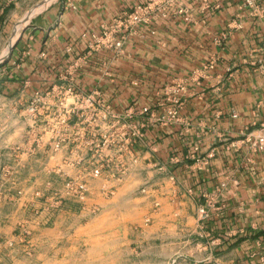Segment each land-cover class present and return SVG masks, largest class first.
<instances>
[{"label": "crops", "instance_id": "obj_1", "mask_svg": "<svg viewBox=\"0 0 264 264\" xmlns=\"http://www.w3.org/2000/svg\"><path fill=\"white\" fill-rule=\"evenodd\" d=\"M41 1L0 0V54L16 41L0 56V195L26 162L51 151L58 127L65 153L81 145L91 154L92 136L110 132V120L94 124L83 107L81 128L77 110L62 125L56 118L60 99L69 110L79 94L91 96L118 115L119 134L100 154L108 164L101 178L117 179L124 166L108 210L155 206L154 220L195 226L208 194L215 207L201 223L203 238L222 252L262 253L264 149L252 141L264 135V0H185L187 13L120 30L118 54L108 33L143 0H49L10 41L8 23ZM177 84L186 89L173 92ZM175 99L182 105L171 119ZM208 153L201 167L192 158Z\"/></svg>", "mask_w": 264, "mask_h": 264}, {"label": "rangeland", "instance_id": "obj_2", "mask_svg": "<svg viewBox=\"0 0 264 264\" xmlns=\"http://www.w3.org/2000/svg\"><path fill=\"white\" fill-rule=\"evenodd\" d=\"M48 1L8 23L10 41ZM56 139L60 148H45L40 163L26 162L19 177L10 180L9 194L0 195V264H264V251L246 257L215 250L216 243L203 238L199 221L162 224L152 215L155 206L108 210L120 177L90 174L99 165V147L92 146L89 155L81 145L65 153L62 127Z\"/></svg>", "mask_w": 264, "mask_h": 264}, {"label": "built area", "instance_id": "obj_3", "mask_svg": "<svg viewBox=\"0 0 264 264\" xmlns=\"http://www.w3.org/2000/svg\"><path fill=\"white\" fill-rule=\"evenodd\" d=\"M6 2H10V0H5ZM248 5H255V0H245ZM203 6H208V0H201ZM189 12L188 7L185 5V0H143L141 3L137 4L131 11L125 12L120 18L117 19L113 30L108 33L109 38L107 42H110L112 47L115 49L116 53H120L122 50L124 35L121 34L120 30L125 29L126 31H130L135 28L139 24H148L154 18L157 17H167L169 14L180 15ZM114 34H120V37H115ZM107 34L104 35V38ZM209 68L213 67V62L208 65ZM186 89L184 84H177L173 89L175 93H181ZM78 99L77 104H74V108L67 110L64 106V100L60 99L57 104V112L56 118L57 121L61 123H65L69 116L70 111L73 109L77 110V118L81 119V107L85 108L91 114V122L97 123V117L101 118L103 121L107 119L110 120L108 122V126H110V132L105 135L99 136L97 133H94L92 136V142L90 145L97 146L101 150V147L107 146L110 142H113V137L118 136L117 128L118 124V115L114 113V111L109 107V105L105 104L99 98H92L91 96H81ZM41 100V96H36L35 103L30 104L28 107V111L32 114L36 112L38 101ZM182 105L181 100L175 99L174 104L167 109V115L171 119H177V114L180 106ZM86 117V116H85ZM80 122V123H81ZM79 124V122L76 121ZM79 127L81 124L78 125ZM82 127V126H81ZM80 127V128H81ZM80 128H77L79 136L81 135ZM96 128V127H95ZM128 128V127H127ZM131 127L132 133H135ZM78 136V135H77ZM101 137V141L99 142L98 138ZM117 139V138H116ZM115 140V138H114ZM101 143V144H100ZM61 146V140L54 138L51 141V146L54 149H58ZM252 146L255 151L264 149V135H260L256 138V140L252 141ZM211 153H208L206 156H199L197 154H193L192 158H194L195 162L199 167L203 166L207 163ZM99 165L91 171L92 176H101V173L104 169L107 168L106 159H102L99 156ZM124 169V168H123ZM122 168L119 169L118 178L124 173ZM222 187H218L217 191ZM206 201L204 204H201L197 209V218L200 223L206 221L210 216V209L215 207L214 202L208 194H205Z\"/></svg>", "mask_w": 264, "mask_h": 264}, {"label": "water", "instance_id": "obj_4", "mask_svg": "<svg viewBox=\"0 0 264 264\" xmlns=\"http://www.w3.org/2000/svg\"><path fill=\"white\" fill-rule=\"evenodd\" d=\"M19 36H20V33H19L18 37H19ZM15 42H16V41H14L13 43H10L8 54L11 52L12 48L14 47Z\"/></svg>", "mask_w": 264, "mask_h": 264}, {"label": "bare ground", "instance_id": "obj_5", "mask_svg": "<svg viewBox=\"0 0 264 264\" xmlns=\"http://www.w3.org/2000/svg\"><path fill=\"white\" fill-rule=\"evenodd\" d=\"M32 13H33V12H32ZM18 29H19V28L15 29V34L13 35V38H12V39H14V38L17 36V34H18Z\"/></svg>", "mask_w": 264, "mask_h": 264}]
</instances>
